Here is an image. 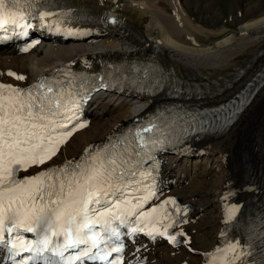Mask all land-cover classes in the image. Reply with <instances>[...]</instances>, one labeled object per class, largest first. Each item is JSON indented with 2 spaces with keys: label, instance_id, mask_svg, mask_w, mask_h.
I'll return each mask as SVG.
<instances>
[{
  "label": "bare ground",
  "instance_id": "obj_1",
  "mask_svg": "<svg viewBox=\"0 0 264 264\" xmlns=\"http://www.w3.org/2000/svg\"><path fill=\"white\" fill-rule=\"evenodd\" d=\"M199 2L76 0L83 16L93 15L99 23L105 12L109 11L116 14L119 26L102 27L105 31L101 37L90 36L86 41L61 39L52 43L48 40L45 46L28 54L18 55L15 47L0 49V83L25 87L59 66L92 55L113 61L153 57L192 91L216 88V94L212 91L206 97L191 100L192 103L203 102L206 106H213L227 102L264 66V0H247L246 5L241 7L236 31H229L228 27L211 30L209 35L216 36L214 41L217 44L207 46L195 39V33L198 32L208 35L191 10ZM164 3L169 8H165ZM242 69L246 72L241 75ZM9 72L24 76L25 79L18 80L16 76L8 75ZM218 85L226 87V90L219 92ZM114 100L124 105L116 104ZM151 106L153 103L149 100L138 97L105 98L98 101L91 109V124L76 133L61 148V153L51 161V165L61 166L66 161L76 160L87 148L107 142L130 118L143 114ZM257 133L258 143L252 144V147H258L257 151L244 156L249 151L251 136ZM195 147L197 150L188 155L166 156L162 174L168 195H176L184 204L189 203L193 210L185 220L187 222L178 228L179 232L185 233L184 244L173 247L158 241L142 245L136 255L148 257L146 264H202L220 241V234L226 226V212L228 221L240 220L242 254L245 251V243L250 240V212L253 208L248 202L239 203V207L229 206V201L237 182L239 196L246 197L247 162L259 165L254 160L257 154H261L260 168L264 171V84L227 133L199 142ZM204 153L208 156L205 157V164L211 165L213 169L216 165L220 168L219 179L214 182L213 189L205 193L208 195L209 208L204 205L203 193L197 191L199 186L195 182L199 179L181 164L183 159ZM240 155L243 158L237 162ZM239 162L241 165L237 172ZM174 167L182 169L179 171ZM31 170L40 171L36 168ZM233 208L235 211L230 214L229 210ZM209 209H213L211 215L216 213L218 223L215 228L207 230L198 224L205 214H209ZM209 235H214V242L207 246L205 237Z\"/></svg>",
  "mask_w": 264,
  "mask_h": 264
},
{
  "label": "snow or ice",
  "instance_id": "obj_2",
  "mask_svg": "<svg viewBox=\"0 0 264 264\" xmlns=\"http://www.w3.org/2000/svg\"><path fill=\"white\" fill-rule=\"evenodd\" d=\"M39 3L40 0H0V31L20 28L24 31L15 34L26 36V29L31 27L29 17L38 15L44 20L54 15L50 10H38ZM9 39L10 35L0 37ZM8 75L25 79L12 72ZM77 95L71 82H41L28 89L0 83V245L7 246L12 264H112V253L124 250L121 227L127 228L129 235L147 229L149 236L166 237L174 244L179 242L177 235H185L182 231L168 233L177 224L181 211L174 199L150 211L142 210L155 196L154 177L153 183L144 184L151 172L140 171L142 160L135 157L141 154L134 156L129 152L130 145L123 141L86 149L79 159L36 175L18 176L21 170L52 160L73 132L85 126L73 122L78 120L80 107ZM136 135L140 137L139 146L147 149L141 134ZM152 143L155 147L159 141ZM139 192L144 194L137 195ZM169 204L174 206L176 216L166 208ZM233 211L234 208L229 213ZM161 220H168L163 231L155 227ZM238 248L236 243L225 250L235 254L225 264L240 260ZM122 261L120 257L116 264ZM240 264L245 262L241 260Z\"/></svg>",
  "mask_w": 264,
  "mask_h": 264
},
{
  "label": "rangeland",
  "instance_id": "obj_3",
  "mask_svg": "<svg viewBox=\"0 0 264 264\" xmlns=\"http://www.w3.org/2000/svg\"><path fill=\"white\" fill-rule=\"evenodd\" d=\"M200 2L198 5L193 6L191 10L194 12V16L198 19L199 23L205 27L206 33L208 35H205V32H198L195 33V39H197L199 42L202 44L210 45L211 43L213 45L217 44V41H214L216 39V36L214 34H210L211 30H220L222 28L228 27L229 31H236L238 25V20L241 18V7L246 5L247 0H199ZM167 4V1H166ZM164 3L165 8H169L168 5ZM168 6V7H167ZM263 54V53H262ZM263 55H261L259 58H261ZM258 58V60H259ZM116 104H122L124 103H119L114 100ZM108 120V119H107ZM108 122V121H106ZM104 122V123H106ZM259 133L251 136L250 139V145H249V151L245 153L244 156H250L251 151H257L258 147H252L253 141L257 138V135ZM251 148V149H250ZM257 148V149H256ZM250 154V155H249ZM258 155V154H257ZM256 156V155H255ZM197 157V158H196ZM205 157L207 158L208 156L206 153L202 155H197L195 154L194 157L192 158H186L183 159L182 165L183 168H189L191 172L194 174V176L199 179L195 182L196 186H199L198 192L203 193L202 197L204 200V205L209 208L210 206L207 205L208 203V195L205 193L211 191L214 186V182L218 180L220 177V168H217V165L214 166V169L212 168L211 165L205 164ZM239 158V159H238ZM243 158V155L237 157V162L238 160L241 162ZM252 159V158H251ZM249 159V160H251ZM204 160V161H203ZM240 162L238 163L239 165L237 166L238 170H240ZM176 170H181L182 168H176ZM214 173H212V172ZM204 181H202V180ZM201 180V181H200ZM189 185V182L187 181L186 186ZM179 198V197H178ZM182 201V200H181ZM183 202V201H182ZM184 203V202H183ZM210 211L209 214H205L202 219L200 220V223L198 224L200 228L207 229L209 230L210 228H215L217 225V218H216V213L211 215V211L213 209H209ZM215 210V212H217ZM206 240V245L208 246L209 244H212L214 242V235H209L205 237ZM206 246V247H207ZM156 262H154L155 264Z\"/></svg>",
  "mask_w": 264,
  "mask_h": 264
}]
</instances>
